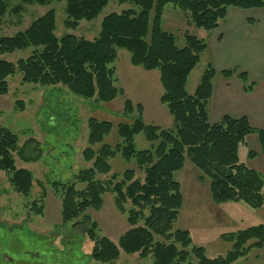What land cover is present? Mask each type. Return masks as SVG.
I'll use <instances>...</instances> for the list:
<instances>
[{
	"label": "trees",
	"instance_id": "16d2710c",
	"mask_svg": "<svg viewBox=\"0 0 264 264\" xmlns=\"http://www.w3.org/2000/svg\"><path fill=\"white\" fill-rule=\"evenodd\" d=\"M49 1L20 0L9 8L7 1L0 0V23L7 13L22 11L24 4ZM56 1L65 2L64 26L70 29L77 28L80 20L97 17L108 3V0ZM125 1L132 2L138 9L105 15L98 35L92 40L70 33L57 36L53 9L13 35H0V95L8 92L7 78L20 72L23 82L61 85L85 100L111 101L123 94V89L114 84L115 69L111 65L119 48L128 51L132 65L148 71L158 70L162 87L159 101L172 116V126L162 128L146 124L142 104L125 99L123 115L129 117L134 110L136 115L130 122L117 123L116 133L121 141L114 146L103 143L94 150L92 145L101 142L113 125L110 121L89 117L88 146L83 149L82 156L91 162V167L77 175L80 182L86 183L83 190H76L72 184L64 189L62 222H72L76 230L84 232L90 240L95 239L98 225L85 211L99 209L102 194L112 191L115 208L126 215L129 228L116 242L99 236L98 246L91 254L93 260L112 262L118 259L122 250L127 254L138 253L142 258L150 255L151 264H193L189 259L190 252L196 264H231L250 247H264V224L223 233L222 238L232 242L231 249L224 255L208 258L201 246H192L190 251L188 231H171L182 204L174 172L183 167L185 158H189L202 172L199 177H208L213 201H242L257 209L264 205V183L259 173L239 161L238 150L245 136L254 133L264 155V128L252 127L244 116L224 115L219 122L209 120L208 103L215 68L208 63L193 93L186 90L188 76L199 63L206 43L196 35L184 33V45L177 46L175 36L161 27V18L164 6L170 3L188 11L191 23L207 31L217 27L228 7L264 9V0H120ZM28 47L33 49L26 58L15 62L2 58L4 53ZM220 72L225 77L236 74L247 92L254 86V81L245 72L236 69ZM19 105L22 107L21 102ZM139 132L144 133L146 140L156 141L152 150H136L134 138ZM17 142L14 133L0 127V169L12 172L9 181L16 192L27 194L33 180L29 170L14 168L12 152H21ZM117 152L125 160L135 159L143 173L142 179L135 177L133 169H126L116 182V174L104 182L95 179L96 172L110 171L108 159ZM127 203H130L129 208H126ZM155 235L163 240H156ZM250 240L254 241L248 243Z\"/></svg>",
	"mask_w": 264,
	"mask_h": 264
},
{
	"label": "rangeland",
	"instance_id": "374dc122",
	"mask_svg": "<svg viewBox=\"0 0 264 264\" xmlns=\"http://www.w3.org/2000/svg\"><path fill=\"white\" fill-rule=\"evenodd\" d=\"M5 1L9 8L20 2ZM129 8L138 9L129 1L108 0L97 17L80 20L77 28L70 29L64 26V1L24 4V9L19 13H7L4 16L0 23V35H13L26 28L33 19L53 9L57 36L70 33L92 40L98 35L105 15ZM151 18L152 12L149 20ZM161 27L175 36L179 47L185 43L184 33L196 35L206 43L199 63L187 79L186 90L191 94L207 62H210L208 60L212 58V38L206 36V30L191 23L188 11L185 12L170 3L164 6ZM32 49L28 47L4 53L2 58L15 62L29 56ZM111 65L115 69L114 84L123 89V94L108 102L76 97L61 85L42 86L23 82L20 72L7 78L8 92L0 95V127L17 136L21 152H12L14 168L29 170L33 182L27 194L16 192L9 181L12 172L0 169V264L152 263L150 255L142 258L138 253L127 254L122 250L118 259L112 262L102 263L91 258L98 246L99 236L104 235L116 242L129 228L126 215L115 208L112 191L102 194V205L99 209L89 208L85 211L98 225L95 239L90 240L84 232L76 230L72 222L64 224L61 219L64 189L71 184L76 190H83L86 186V183L77 179V175L91 167V162L82 156L83 149L88 146L89 117L107 120L113 125L110 133L101 142L92 145L94 150L103 143L114 146L121 141L116 133L117 123L130 122L136 115L135 110L129 117L123 115L125 99H130L133 104H142L143 121L146 124L162 128L172 126V116L159 101L162 87L158 70L148 71L141 66L132 65L128 51L122 48L117 50V57ZM134 144L136 150H152L156 141L146 140L144 133L139 132L135 135ZM244 148V145L239 147L238 156L241 160L245 158ZM108 163L110 171L96 172V180L108 181L116 174L114 182L119 181L126 169H133L135 177L139 179L143 177L134 158L125 160L117 152L108 159ZM200 175L202 172L189 158H185L183 167L174 172V178L179 183L182 204L171 225V231L187 230L191 238L188 249L191 251L192 246H201L208 258H215L226 254L232 247V242L223 239L221 235L257 224V214L256 210L242 201H213L209 191V179L207 176L200 178ZM129 207L130 203H127L126 208ZM155 239L163 240L158 235H155ZM189 259L196 264L191 252ZM231 264H264V248L252 246Z\"/></svg>",
	"mask_w": 264,
	"mask_h": 264
},
{
	"label": "crops",
	"instance_id": "0c3cea01",
	"mask_svg": "<svg viewBox=\"0 0 264 264\" xmlns=\"http://www.w3.org/2000/svg\"><path fill=\"white\" fill-rule=\"evenodd\" d=\"M206 32L214 43L207 64L216 70L208 103L209 120L219 122L224 115L244 116L252 127L264 128V9L228 7L217 27ZM224 69L247 73L254 81L253 88L245 91L236 74L230 77L221 74ZM240 145L245 147V158L241 160L238 156L239 161L259 173L264 183V155L256 134L245 136ZM254 210L257 224H264V205Z\"/></svg>",
	"mask_w": 264,
	"mask_h": 264
}]
</instances>
